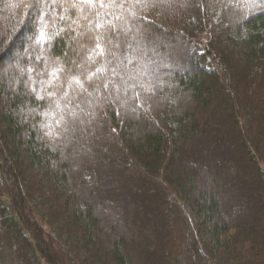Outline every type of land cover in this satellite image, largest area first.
I'll use <instances>...</instances> for the list:
<instances>
[{"label": "trees", "instance_id": "trees-1", "mask_svg": "<svg viewBox=\"0 0 264 264\" xmlns=\"http://www.w3.org/2000/svg\"><path fill=\"white\" fill-rule=\"evenodd\" d=\"M0 264H264V0H0Z\"/></svg>", "mask_w": 264, "mask_h": 264}, {"label": "snow or ice", "instance_id": "snow-or-ice-1", "mask_svg": "<svg viewBox=\"0 0 264 264\" xmlns=\"http://www.w3.org/2000/svg\"><path fill=\"white\" fill-rule=\"evenodd\" d=\"M43 37H44V33L41 32V33H40V38L42 39Z\"/></svg>", "mask_w": 264, "mask_h": 264}]
</instances>
